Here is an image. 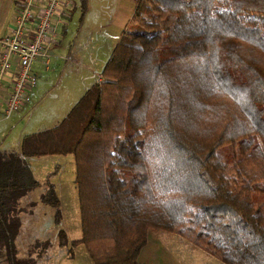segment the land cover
Returning <instances> with one entry per match:
<instances>
[{
    "label": "trees",
    "instance_id": "1",
    "mask_svg": "<svg viewBox=\"0 0 264 264\" xmlns=\"http://www.w3.org/2000/svg\"><path fill=\"white\" fill-rule=\"evenodd\" d=\"M133 1L100 79L56 125L0 150V258L32 264L14 244L29 190L44 185L59 223L54 172L40 182L26 158L70 155L69 245L93 264H143L149 230L224 264H264V0Z\"/></svg>",
    "mask_w": 264,
    "mask_h": 264
},
{
    "label": "rangeland",
    "instance_id": "2",
    "mask_svg": "<svg viewBox=\"0 0 264 264\" xmlns=\"http://www.w3.org/2000/svg\"><path fill=\"white\" fill-rule=\"evenodd\" d=\"M69 1L72 3L68 7L71 14L61 17L65 27L61 42L64 50L63 55L69 54L82 66L72 65L64 60L57 63L58 66L56 63H52L51 75L42 85L44 89L35 90V96L31 97L30 104L27 106L29 110L35 105L30 114L34 120L24 124L26 114L30 113L32 108L27 110L28 112L22 110L14 113L4 120L2 123L4 139L2 142L0 141L1 150L7 147L17 149L18 135L29 130L28 126L35 122L36 116L47 111L50 116H47L46 125L53 124L52 122L56 118L55 114L61 116L68 104L74 102L75 98L77 101L83 90L97 80V74L109 57L119 35L134 20L132 16L133 0ZM62 64H65V72L58 80L59 67ZM40 81L42 80L37 83ZM46 91L47 93H41ZM40 93L41 97L39 98L37 95ZM27 161L33 170L32 175L40 182L49 173L54 172L49 180L52 182L59 200L57 206L59 223L56 224L54 220L55 208L39 201V196L45 189L44 185L40 184L29 190L19 199V229L14 239L16 255L30 259L32 264H93L82 244L73 247L69 245V241L77 238L80 234L72 157L70 155L29 157ZM59 229L63 230L66 239V245L63 247L57 244ZM149 232L158 238V251L161 250L167 255L169 254V258L174 263L182 264L185 261L188 264L187 260L195 259V256L192 257L189 254V252H194L193 248L182 247L179 243L165 239L161 240L163 236L179 239L176 235L161 230H149ZM183 241L181 243H184ZM186 255L191 258H187ZM165 263L168 264V259Z\"/></svg>",
    "mask_w": 264,
    "mask_h": 264
},
{
    "label": "built area",
    "instance_id": "3",
    "mask_svg": "<svg viewBox=\"0 0 264 264\" xmlns=\"http://www.w3.org/2000/svg\"><path fill=\"white\" fill-rule=\"evenodd\" d=\"M8 34L0 40V91L5 97L1 115L7 118L27 100L35 80L33 61L44 56V44L55 35L53 21L65 16L69 0H18ZM44 64H47L45 57ZM7 84L3 86V81ZM7 90V91H6Z\"/></svg>",
    "mask_w": 264,
    "mask_h": 264
},
{
    "label": "crops",
    "instance_id": "4",
    "mask_svg": "<svg viewBox=\"0 0 264 264\" xmlns=\"http://www.w3.org/2000/svg\"><path fill=\"white\" fill-rule=\"evenodd\" d=\"M18 5H19L18 4V0H0V40L2 38H4L8 34L9 27L11 25V17H12V15H13V13H14V11L17 8ZM70 14H71V11L68 9L67 12H66V15L70 16ZM53 26H54L55 35H54L53 39L48 41V43L44 44V56H38L32 63L31 70H32V72L35 75V80L31 84V86L28 88L27 100L21 105V107L17 111L12 112L7 118H3L2 115H1V111H2V108H3V101H4V97H5V93L6 92L0 91V141L1 142L4 139L3 138L4 137V131H3V128H2L3 121L8 119L9 117H11V115L14 114V113H18V112H20L22 110H25V111L28 110L27 106L30 104L31 97L33 95L35 96V93H34L35 90L44 89L42 87V85L45 83V81L51 75V72H52L51 65H52V63H56V65L58 66L59 64H57V63H59L61 60H64V61H68L69 64H72V65L77 64L78 66H82L80 63L76 62L75 59H72L69 54L68 55L67 54L63 55L64 54V50L62 49V43L61 42H62V39L64 37L65 27L63 26V22H62L61 18L58 21L54 20L53 21ZM58 27H59V30L57 31ZM0 50H1V45H0ZM45 57L47 59V64L46 65L44 64ZM59 69L60 70L58 72L59 73L58 80H60V78L64 75L65 64H62V66L59 67ZM99 79H100V72H99V74H97V80L96 81H98ZM39 80H42V81L37 83V81H39ZM6 84H7V81L6 80L3 81V86H5ZM84 90H83V92H84ZM47 91L46 92H41V93H47ZM41 93L39 95H37V97L40 98L41 97ZM72 99H74V98H72ZM76 99L77 98H75V101H76ZM75 101L71 102L70 104H68V106L66 107L65 112L61 116H59V114H55V112H56L55 110L53 111V113L56 116V118H54V120H53L54 122H52L53 124L46 125L47 124L46 123L47 116L48 117L50 116V113H48L47 111H45L42 114L36 116L37 119L35 120V122L28 126V127H30V128H28L29 130H25V131L21 132L20 135H18V138H17L18 139L17 140V143H18L17 147L18 148L16 149L15 147H7V148L2 149V150L13 149V150L18 151L21 138L24 135H27V134H30L32 132H37V131H40V130H44V129H48V128L53 127L54 125H56L65 116V114L69 111V109L72 107V105L75 103ZM33 106H35V105H33ZM33 108L31 110L29 109L30 113L26 114V117L24 119L25 120L24 124H27V123L32 122L34 120V119H32L33 118L32 115H30L32 110H33ZM50 156L54 157V156H61V155L41 156L40 158H42V157H50ZM34 158H37V157H34ZM26 161H27V158H26ZM27 163H28V165L30 167L31 172L33 173V170H32V168H31V166L29 164V161H27ZM160 234H162V233H160ZM171 234H173V233H171ZM177 237L179 239H174L172 237L163 236V237H161V240L165 239V240H168V241L179 243V245H181L182 247L186 246V247L193 248L194 252H189V254H191L192 257L195 256V259L187 260V261H189L188 264H224V263L218 261L211 254H209L206 251H204L203 249H201L200 247L194 245L192 242L187 241V240H185L183 238H180L179 236H177ZM178 240H182V241L184 240L183 241L184 243H181L182 241H178ZM158 244H159V241H158L157 236L155 234H151L148 231L147 235H146V242L141 247V249L139 251L138 260L140 262H142L143 264H166L165 261L168 259V264H176V263L173 262L172 259L169 258L170 257L169 254L167 255L166 253H164L161 250L158 251ZM185 244H187V245H185ZM186 256H187V258H191L188 255H186ZM181 258H182V256H181ZM182 261H184V260L182 259ZM0 264H5V262H3L1 258H0ZM182 264H187V263L184 261V263L182 262Z\"/></svg>",
    "mask_w": 264,
    "mask_h": 264
}]
</instances>
